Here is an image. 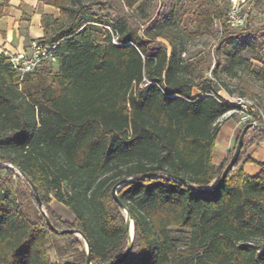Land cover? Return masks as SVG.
Returning a JSON list of instances; mask_svg holds the SVG:
<instances>
[{
    "label": "trees",
    "instance_id": "trees-1",
    "mask_svg": "<svg viewBox=\"0 0 264 264\" xmlns=\"http://www.w3.org/2000/svg\"><path fill=\"white\" fill-rule=\"evenodd\" d=\"M45 1L59 17H43L39 40L57 44V69L20 77L0 55V264H86L82 240L67 230L85 236L91 264L118 259L129 240L112 191L123 179L116 196L130 213L133 240L121 264H180L172 229L191 232L182 251L191 264H264V163L253 177L243 169L264 129L245 132L235 164L217 185L235 146L219 166L212 150L220 118L236 108L183 56L182 37L165 28L168 18L144 14L142 27H135L98 0ZM120 1L143 12L150 0ZM181 1L196 5L195 31H182L188 36L202 34L214 19L222 21L225 39L264 31V23L251 30L252 7L239 12L240 32L226 30L230 0L226 10L171 0V18ZM249 45L237 48L227 71ZM257 45L264 51V40ZM253 73L264 85V62ZM30 182L45 208L41 215ZM52 198L73 213V222L49 206ZM50 250L71 257L53 262Z\"/></svg>",
    "mask_w": 264,
    "mask_h": 264
},
{
    "label": "rangeland",
    "instance_id": "rangeland-1",
    "mask_svg": "<svg viewBox=\"0 0 264 264\" xmlns=\"http://www.w3.org/2000/svg\"><path fill=\"white\" fill-rule=\"evenodd\" d=\"M98 1L105 3L106 12L108 14H111L114 18L122 16L135 27H142L141 24L144 21V14H158L162 20L164 19V21L165 18H168V23L165 25V28L175 30V34L177 33L182 37L185 48L183 56L187 58V61L198 65V70H200L203 76L202 80H210L211 86L219 88L218 93L224 98L234 99L235 97L243 96L248 99L256 106V119L260 118L264 124V85L261 81L255 78L253 73V71L261 67L264 62V51H262L257 45L258 42L264 40V31L259 33L257 37L253 34H248L238 39H225L226 35L222 21L219 22L218 19H214L209 28L202 34L188 36V34L183 33L182 31L183 29L188 33H193L195 31L196 24L192 21V12L196 9V5L190 7V5L184 1L179 2L176 7V14L174 18H171V8L168 7L171 0H150L146 4L143 12L139 9H129L124 7L120 0ZM251 1H253V4H251ZM90 2L91 0H86L85 4H90ZM201 2L211 10L215 9L216 4H219L225 10L229 6L228 0H199L195 4ZM230 2L232 5H236L238 12L252 7V19L250 22L251 30L264 23V0H230ZM90 6V9L93 12H98V5ZM187 8L191 10L182 16L181 14ZM242 28L241 25H227L226 30L232 33H237L240 32V29ZM158 40L168 46L166 40L162 38H159ZM245 42L250 45L239 52L237 64L233 70L231 72L227 71V65L230 62L231 56L235 54L237 48ZM56 69L57 66H54L53 70ZM198 70L197 72H199ZM195 81L199 82L197 76L195 77ZM197 94H199L198 87L193 86L192 95L195 96ZM232 112L237 114L233 115V118H236L239 115L238 110L227 112L220 118V126L223 121H225L226 116L230 115ZM13 170L18 173L15 169ZM24 204H27L25 200ZM49 206L58 214V216H60L61 219L68 222L74 221L73 213L54 198L51 199ZM28 209L33 211L31 207ZM38 211L39 215H41L42 211L46 212L43 206L38 209ZM77 236L82 240L81 248L86 250L85 241L79 235ZM170 236L180 250V264H191V257L182 252L190 241L191 232L188 230L172 229L170 231ZM48 254L51 261H59L60 263L71 257L68 253L66 256L59 259L52 250H50Z\"/></svg>",
    "mask_w": 264,
    "mask_h": 264
},
{
    "label": "crops",
    "instance_id": "crops-1",
    "mask_svg": "<svg viewBox=\"0 0 264 264\" xmlns=\"http://www.w3.org/2000/svg\"><path fill=\"white\" fill-rule=\"evenodd\" d=\"M44 16L58 18L59 10L45 0H0V52H27L32 40L44 36ZM232 116H226L214 142L212 161L217 166L233 150L243 127L239 115ZM247 153L253 161L245 163L243 169L253 177L264 163V141L251 146Z\"/></svg>",
    "mask_w": 264,
    "mask_h": 264
},
{
    "label": "built area",
    "instance_id": "built-area-1",
    "mask_svg": "<svg viewBox=\"0 0 264 264\" xmlns=\"http://www.w3.org/2000/svg\"><path fill=\"white\" fill-rule=\"evenodd\" d=\"M226 22L230 26L242 25L245 22L244 16L239 15L236 5L231 6ZM56 46L57 44H48L42 40L34 39L30 42L27 52H0V55H3L9 62L10 67L22 77L25 73L33 72L42 67L57 66L59 59ZM225 99L238 110L241 125L244 126L249 122L257 123L255 117L256 106L248 99L243 96Z\"/></svg>",
    "mask_w": 264,
    "mask_h": 264
},
{
    "label": "water",
    "instance_id": "water-1",
    "mask_svg": "<svg viewBox=\"0 0 264 264\" xmlns=\"http://www.w3.org/2000/svg\"><path fill=\"white\" fill-rule=\"evenodd\" d=\"M256 127H260L262 129H264V124H258V123H255V122H249L247 124H245L242 129H241V132L237 138V142H236V145H235V148H234V152L229 160V162L227 163V165L224 167L223 171H222V174L218 180L217 185H220L226 175L228 174V172L230 171V169L233 167V165L235 164L238 156H239V153L241 151V148L243 146V139H244V135H245V132L249 129V128H256ZM5 165V164H4ZM9 167L15 169L21 176H23L25 179L28 180V177L13 163L9 164L8 165ZM150 174H144L143 177H147L149 176ZM176 180H179V181H182L184 182L187 186H189L190 188L193 189L192 185H190L189 183L185 182L184 180L178 178V177H174ZM128 180L127 179H123L121 181H119L114 187H113V195H114V198L115 200L118 202V204L121 206V208L123 209L124 213H125V225H126V230H127V237H128V240H129V243L125 249V251L123 252V254L118 258L116 259L115 261L111 262L110 264H121L125 259L126 257L128 256L130 250H131V246H132V240H133V233L130 232V228L133 229V223H132V220H131V216H130V213L128 211V209L126 208V206H124L123 204H121V202L118 200L117 196H116V193L118 191V189L127 182ZM31 183V182H30ZM32 184V183H31ZM32 187L35 191V194H36V198H37V201H38V205H39V208H42V204H41V201L38 197V193H37V190L35 188V186L32 184ZM44 213V212H43ZM46 221L48 223V225L50 226L51 229L55 230V231H59V230H56L52 224L50 223V220L48 218H46ZM69 232H72L76 235H79L84 241H85V246H86V252H87V258H86V264H91L90 262V250H89V243L87 241V239L85 238V236L78 230H67Z\"/></svg>",
    "mask_w": 264,
    "mask_h": 264
},
{
    "label": "bare ground",
    "instance_id": "bare-ground-1",
    "mask_svg": "<svg viewBox=\"0 0 264 264\" xmlns=\"http://www.w3.org/2000/svg\"><path fill=\"white\" fill-rule=\"evenodd\" d=\"M130 230H131V232H132V228H131Z\"/></svg>",
    "mask_w": 264,
    "mask_h": 264
}]
</instances>
